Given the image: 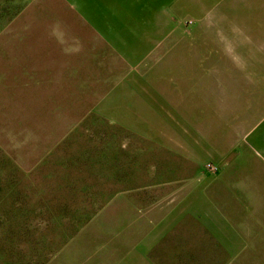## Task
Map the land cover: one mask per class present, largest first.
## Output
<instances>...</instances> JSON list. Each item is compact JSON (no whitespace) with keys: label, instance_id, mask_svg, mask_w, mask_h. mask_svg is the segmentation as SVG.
Masks as SVG:
<instances>
[{"label":"rangeland","instance_id":"obj_1","mask_svg":"<svg viewBox=\"0 0 264 264\" xmlns=\"http://www.w3.org/2000/svg\"><path fill=\"white\" fill-rule=\"evenodd\" d=\"M235 1L233 22L227 0L136 8L115 42L71 0H0V264H145L133 250L195 172L180 142L213 115L181 78L264 31V0ZM146 75L162 86L124 109Z\"/></svg>","mask_w":264,"mask_h":264},{"label":"crops","instance_id":"obj_2","mask_svg":"<svg viewBox=\"0 0 264 264\" xmlns=\"http://www.w3.org/2000/svg\"><path fill=\"white\" fill-rule=\"evenodd\" d=\"M71 1L82 7V16L93 17L98 23L93 25L94 29L105 40L115 42L116 37L110 32L118 29L109 23L111 17L135 15L136 8L169 9L168 3L162 4L164 0ZM227 6L233 22L237 2L227 0ZM121 31L129 32L130 27ZM257 38L242 39L241 54L227 55L224 62L216 58L212 62L216 66H210L208 76L200 72L189 78L193 85L181 78L184 87L179 92L188 91L200 113L209 111L213 115L207 121L200 114L198 122L206 121L208 128H200V137H195L193 142H180L178 155L192 163L195 172L181 185L182 195L167 210L162 209L133 250V255L145 264H264L262 29ZM144 81L142 86L129 85L127 93L119 87L117 96L130 97L126 101L120 98L119 105H125L124 109L126 105H136L134 98L151 94L144 92L148 86H162L161 81L154 85L150 75ZM206 98L209 102L203 103ZM208 164L216 166L217 173L206 170Z\"/></svg>","mask_w":264,"mask_h":264},{"label":"built area","instance_id":"obj_3","mask_svg":"<svg viewBox=\"0 0 264 264\" xmlns=\"http://www.w3.org/2000/svg\"><path fill=\"white\" fill-rule=\"evenodd\" d=\"M206 170H208L209 172H212V173H217L218 171V168L214 165H211V164H208L205 166Z\"/></svg>","mask_w":264,"mask_h":264}]
</instances>
